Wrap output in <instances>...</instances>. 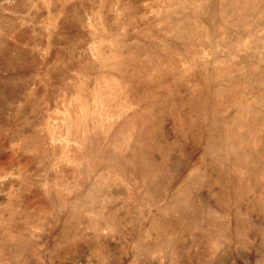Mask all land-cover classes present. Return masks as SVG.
Wrapping results in <instances>:
<instances>
[{
    "label": "rangeland",
    "instance_id": "1",
    "mask_svg": "<svg viewBox=\"0 0 264 264\" xmlns=\"http://www.w3.org/2000/svg\"><path fill=\"white\" fill-rule=\"evenodd\" d=\"M0 264H264V0H0Z\"/></svg>",
    "mask_w": 264,
    "mask_h": 264
}]
</instances>
